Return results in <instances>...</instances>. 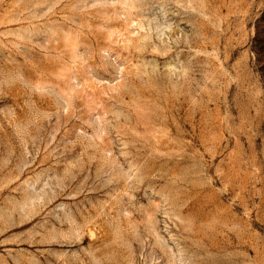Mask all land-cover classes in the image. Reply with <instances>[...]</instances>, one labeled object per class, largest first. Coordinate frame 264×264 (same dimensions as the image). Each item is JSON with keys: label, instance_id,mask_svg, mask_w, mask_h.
Here are the masks:
<instances>
[{"label": "rangeland", "instance_id": "374dc122", "mask_svg": "<svg viewBox=\"0 0 264 264\" xmlns=\"http://www.w3.org/2000/svg\"><path fill=\"white\" fill-rule=\"evenodd\" d=\"M0 264H264V0H0Z\"/></svg>", "mask_w": 264, "mask_h": 264}]
</instances>
